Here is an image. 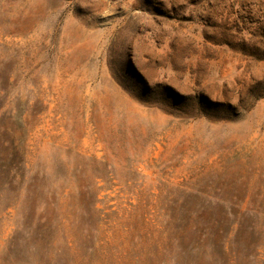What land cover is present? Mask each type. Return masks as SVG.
<instances>
[{"label": "rangeland", "instance_id": "1", "mask_svg": "<svg viewBox=\"0 0 264 264\" xmlns=\"http://www.w3.org/2000/svg\"><path fill=\"white\" fill-rule=\"evenodd\" d=\"M0 264H264V0H0Z\"/></svg>", "mask_w": 264, "mask_h": 264}]
</instances>
